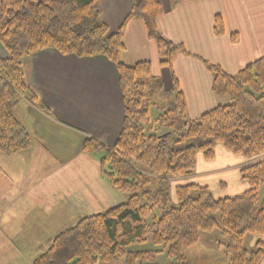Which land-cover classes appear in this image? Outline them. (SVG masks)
I'll use <instances>...</instances> for the list:
<instances>
[{
	"label": "trees",
	"instance_id": "obj_1",
	"mask_svg": "<svg viewBox=\"0 0 264 264\" xmlns=\"http://www.w3.org/2000/svg\"><path fill=\"white\" fill-rule=\"evenodd\" d=\"M185 1L191 0H170V8ZM101 13L98 0H0V44L7 53L0 59V154L14 155L30 146L29 136L14 116L23 99L41 106L23 80L21 62L28 55L54 50L62 56L107 59L116 67L124 108L115 145L109 149L87 138L81 152L99 155L104 180L130 196L103 213L79 219L32 264H107L117 258H124L125 264H145L160 254L167 264H190L183 253L198 243L200 233L215 229L225 240L221 245L229 264H260L264 199L259 200V189L264 181V157L240 170L248 189L234 197L215 200L208 188L186 185L175 187L172 201L166 183L192 174L199 154L213 161L216 146L248 160L264 155V59L247 65L236 76L204 63L213 78V94L228 98L229 104L189 121L173 74V90L167 92L148 62L125 66L119 61L125 51V28L133 20L143 22L148 40L157 47L160 66L171 72L175 57L188 55L181 45L158 32L159 4L134 0L114 33L102 22ZM213 31L224 35L219 16L214 18ZM236 38L231 35V42ZM155 106L162 114L152 123L149 108ZM174 117L184 121L178 131L163 135L151 131L156 122L162 126ZM147 236L159 250L127 251L145 244ZM248 237L258 238L249 250Z\"/></svg>",
	"mask_w": 264,
	"mask_h": 264
},
{
	"label": "crops",
	"instance_id": "obj_2",
	"mask_svg": "<svg viewBox=\"0 0 264 264\" xmlns=\"http://www.w3.org/2000/svg\"><path fill=\"white\" fill-rule=\"evenodd\" d=\"M154 1L162 10L156 23L158 32L181 45L188 55L175 57L171 73L159 65L157 47L148 40L143 22L133 20L124 31L125 51L119 57L120 63L133 66L148 62L152 75L160 78L169 91L173 90V74L189 121L228 105V98L213 94V78L204 63L236 76L247 65L264 59V0H191L173 9L170 0ZM99 2L101 20L110 33L120 27L134 4V0ZM216 16L223 21L222 36L213 31ZM231 35H236L235 43ZM5 57L0 46V59ZM21 69L27 88L43 108L27 100L19 105L14 116L32 138L31 148L14 155L0 154V244L13 243L16 251L24 252L28 248L23 237L29 236V230L22 221L39 215L78 221V214H84L74 209L70 215L71 210L61 206L74 202L78 196L72 193L78 194V186H85L84 196L93 198L89 187L101 185L98 160L95 155L82 153L81 147L85 139L94 138L112 148L122 128L124 108L116 67L103 57L76 58L45 50L23 58ZM214 152L210 162L199 154L195 171L176 181V186L206 187L215 200L245 192L248 185L241 180L240 170L264 155L248 160L232 155L222 146H216ZM171 200L175 201L174 189ZM47 203L54 211H46ZM102 209L96 213L106 210ZM58 214L61 217L55 218ZM249 238L252 247L258 238L246 240ZM259 239L264 243V234Z\"/></svg>",
	"mask_w": 264,
	"mask_h": 264
},
{
	"label": "rangeland",
	"instance_id": "obj_3",
	"mask_svg": "<svg viewBox=\"0 0 264 264\" xmlns=\"http://www.w3.org/2000/svg\"><path fill=\"white\" fill-rule=\"evenodd\" d=\"M98 2H99V0H98ZM99 4H100V2H99ZM0 46L3 48V46L1 44H0ZM32 55H28L26 57H29ZM6 56H7V53H6ZM164 90L167 92L169 91L167 89V87L166 88L164 87ZM169 92H171V90ZM24 100H26V99H23L19 103V105ZM28 102L30 105H32L34 107L43 108V106L41 105V103L39 101H37V102L41 106L33 104L30 101H28ZM19 105L16 107V109L19 107ZM16 109L14 110V113H15ZM185 111H186V106H185ZM161 114H162V111L160 109H158L156 106L149 108V120L152 123H154V121H156ZM186 117H187V115H186ZM183 124H184V121L181 118L174 117L168 123H166L162 126H160L159 123L156 122L155 124H153L151 126L152 127L151 131L156 130L157 135L168 134L169 132L178 131L182 127ZM25 132L27 133L26 130H25ZM148 134H150V132ZM27 135L30 138V146L25 151H28L32 145V138L30 137V135L28 133H27ZM91 139H94V138H91ZM95 140H97V139H95ZM98 142H100V141H98ZM100 143L103 144L102 142H100ZM106 148H108V147H106ZM109 149H111V148H109ZM95 158L98 160V163H99V169H100L99 170V172H100L99 180L101 181V183H100L101 185L95 186L94 188H92L91 186L89 187L90 192L93 193V198H89V197L84 196L85 195L84 192H86V190H87V188L85 186H78V188H77L78 194H75L74 192L72 193L73 196H78L76 199H74V202L72 204L65 203L64 198L60 197L61 199H63V202H64V204L61 205L62 209L67 208V209L71 210V212H69L70 215L74 214V209L77 210L78 213L84 212L83 215H82V213L78 214L79 216H81L78 218V220L83 218V217L93 216V215L103 213V212H105V211H107V210H109L115 206H118V205L124 203L127 200V198L130 196L129 194H122L120 192H117L115 189H113L109 186V184L107 183V181L104 180V178L101 174L99 155H95ZM250 160H252V159H250ZM190 175H188V176H190ZM186 177L187 176L167 180L166 185H168V188L170 190V194H171L172 190L175 189V187H177L176 184H179V182H176V181L181 180L182 178H186ZM88 182L90 184L91 181H88ZM155 185H157V183L152 182V186H155ZM178 186H180V185H178ZM89 188H88V190H89ZM107 190H108V193H107ZM61 199L59 200V198H58L57 200L62 201ZM84 199H86L85 200L86 203L82 202ZM263 199H264V181H263V184L261 185V187L259 189V200L262 201ZM105 202L106 203L108 202V204H106ZM49 204L50 203H47L45 205L46 211H54L53 208H50ZM102 207H103V209L106 208V210L103 212H100V213H98V212L96 213V210L99 208H102ZM39 216L44 218L45 220H42L39 217L37 219L31 218L29 220L22 221L24 223V227H26L25 229L29 230V232H28L29 236H25V235H24V237L22 236L24 242H26V243H24V242L23 243H24L25 247L28 248V250L24 251V252H21L18 250L16 251L15 249H17V247H15V244L10 243L9 244L10 246H8V244L3 241L2 244H0V264H32V261L34 258L39 256L40 254L45 253L47 251V249H49V247L52 244V241L54 240V238L57 235L65 232L66 230L73 227L77 221V219L53 220L52 217H46L45 218L41 215H39ZM60 217H61V214H58L55 218H60ZM217 221H218V219H217ZM5 238H7V237L5 236ZM250 240H251V238H249L248 241L246 240V243H245L247 250L250 249V246H249ZM224 243H225V240L222 238L220 231L218 229H215L211 232H203V233H200L198 243L195 246L187 249L183 253V255H184V258L190 264H229V259L224 255V253H223L224 250H223V247L221 245ZM157 250H159V248L153 246L150 243L148 236H147V242L145 244L135 245V246H132L129 249H127V251H132V252L133 251H157ZM167 261L168 260L165 257V255L160 254V255H157L153 260H151L145 264H167ZM107 264H125V262H124V258H117L114 261H112L111 263H107ZM260 264H264V259Z\"/></svg>",
	"mask_w": 264,
	"mask_h": 264
}]
</instances>
